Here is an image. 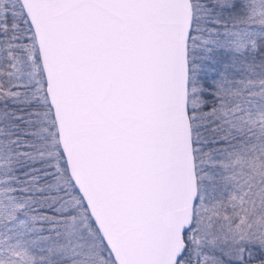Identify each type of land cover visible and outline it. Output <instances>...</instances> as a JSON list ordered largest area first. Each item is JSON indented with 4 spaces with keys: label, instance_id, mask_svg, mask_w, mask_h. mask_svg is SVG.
I'll return each mask as SVG.
<instances>
[{
    "label": "snow or ice",
    "instance_id": "1",
    "mask_svg": "<svg viewBox=\"0 0 264 264\" xmlns=\"http://www.w3.org/2000/svg\"><path fill=\"white\" fill-rule=\"evenodd\" d=\"M0 264H264V0H0Z\"/></svg>",
    "mask_w": 264,
    "mask_h": 264
}]
</instances>
